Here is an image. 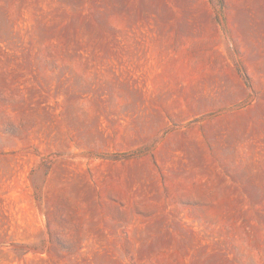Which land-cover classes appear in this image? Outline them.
I'll return each instance as SVG.
<instances>
[{"label":"rangeland","instance_id":"374dc122","mask_svg":"<svg viewBox=\"0 0 264 264\" xmlns=\"http://www.w3.org/2000/svg\"><path fill=\"white\" fill-rule=\"evenodd\" d=\"M0 264H264V0H0Z\"/></svg>","mask_w":264,"mask_h":264}]
</instances>
